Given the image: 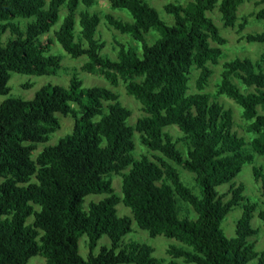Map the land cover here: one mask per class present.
Wrapping results in <instances>:
<instances>
[{
  "label": "trees",
  "instance_id": "obj_1",
  "mask_svg": "<svg viewBox=\"0 0 264 264\" xmlns=\"http://www.w3.org/2000/svg\"><path fill=\"white\" fill-rule=\"evenodd\" d=\"M180 1L186 5L164 7L174 17L168 26L144 0H108L113 10L133 19L106 14L108 27L142 43V56L120 44L118 60L112 61L101 56V18L88 11L96 0H0V24L35 19L26 31L0 26V97L10 94L11 74L56 75L62 67L51 53L56 41L72 59L88 58L84 72L103 77L114 88L123 82L144 112L135 126L129 125L132 112L119 103L118 94L84 88L77 76L67 88L47 85L33 100L10 98L0 105V264H29L36 257L45 264H164L152 247L123 243L133 223L153 238L182 244L168 249L167 264H264V250L257 252L251 241L259 234L253 226L257 204L245 197L243 185L233 184L255 155L264 156V54L256 62H226L217 86V96L242 109L252 140L234 130L233 112L206 93L213 76L209 65H219L228 43L208 14L217 9L224 28L233 29L240 7L253 0ZM256 6H264V0ZM62 9L67 12L63 23L51 34ZM255 17L264 21V7ZM9 27L13 38L5 43ZM151 30L160 38L149 45ZM244 40L264 44V31ZM193 69L200 74L197 91L191 93ZM235 81L252 91L245 93ZM59 115L73 118L72 133L34 159L38 145L61 130ZM169 127H177L182 137L175 139ZM136 134L153 158H136ZM181 169L194 176L199 194L184 183ZM254 174L262 178L259 168ZM113 176L122 178L121 194ZM225 185L231 189L221 194L218 189ZM89 197L103 198L87 204ZM120 205L131 215L120 216ZM239 207L243 214L230 239L223 223ZM260 216L264 220V212ZM83 236L88 237L87 260L79 251ZM104 237L111 246L95 255Z\"/></svg>",
  "mask_w": 264,
  "mask_h": 264
},
{
  "label": "rangeland",
  "instance_id": "obj_2",
  "mask_svg": "<svg viewBox=\"0 0 264 264\" xmlns=\"http://www.w3.org/2000/svg\"><path fill=\"white\" fill-rule=\"evenodd\" d=\"M49 1V0H47ZM149 3L153 8L157 9L160 13L161 19L168 25L172 26L174 24V17L168 15L164 11V7L169 4L174 5H186L185 1L180 0H144ZM261 0H253L252 2H245L239 9L238 12V22L235 28L226 29L223 26V22L221 20V15L219 11L216 9L214 12L208 14L211 17L215 24L218 26L220 33L223 38L227 40V44L222 47L223 51V59L220 60L218 66L209 67L213 70V76L209 81V86L206 89V93L210 94L213 99L217 100L221 104H223L226 109L231 110L234 115L235 120V128L234 130L240 135L247 137V140H252L255 136L252 134L246 133V122L242 117V109L231 99L227 97H219L217 96V86L221 82V75L223 73V65L226 62L235 60L237 58L241 59H251L253 61H258L262 54H264V44H248L246 40H244L245 36L249 34H257L264 31V21H258L255 17L257 12L263 8L264 6L257 7L256 3ZM84 9L85 8H80ZM91 14H98L101 18V23L98 27L97 39L102 41L105 44V48L101 52V56L108 58L112 61L118 60V52L119 45H124L127 48H134L138 51L139 55L142 56V43L134 41L131 36L123 35L113 28H109L106 21V14H113L116 17H121L126 22H132V16L126 11L113 10L108 0H96V4L94 7L88 10ZM66 10L62 9L60 20L52 29V33L60 28L63 23L64 17L66 15ZM35 21L32 19H16L14 21H10L9 23H3L2 25L9 26H18L21 30L26 31V28L29 24ZM247 21V25L244 31L240 32V26ZM76 34L79 33V17L77 16L76 20ZM47 36H45L46 38ZM12 37L11 28L9 27L7 32L3 35V42H7ZM160 34L151 30L148 36L146 37L149 45L153 44L155 39H159ZM212 46H217L212 43ZM52 55H55L61 60V69L54 76H23L18 74H11V80L9 82L10 94L7 97H0V105L4 101L10 98L21 99L25 101L33 100L36 94L45 86H62L67 88L70 85V81L74 76H77L79 80L83 82L84 88H106L112 90L116 94L119 95V103L129 109L132 112V117L129 120V125L135 126L137 121L144 116V112L142 109V105L136 101L133 97L129 96L125 84L121 82L120 86L114 88L109 85V83L99 75L88 74L83 71V66L88 62L87 57H82L79 59H72L67 53L64 52L60 44L55 41V45L52 48ZM199 71L196 69L192 70L190 77V89L191 93L196 92V82L199 77ZM237 85H239L241 90H244L245 93L251 92L252 90L246 89L240 82L235 81ZM29 84L32 87L30 89L25 88V86ZM61 130L57 131L50 137V141L47 144L38 145L37 150L34 154V159L48 146L56 145L61 138H64L72 133L74 127V120L71 116L63 117L61 115L58 116ZM98 120V119H97ZM167 132H170L175 139H180L182 137V132L177 127H169L166 129ZM136 143V158H140L141 156H149L153 158V154L149 152L145 147H143L141 143L140 136L136 134L135 137ZM261 169L262 178L256 179L254 174V168ZM181 177L184 183L189 186L196 194H199L198 186L194 180V176L187 171L181 169ZM113 186L116 193L121 194L122 191V178L120 176H113ZM3 180L0 179V184ZM235 186L243 185L245 187L244 195L250 200L252 203L257 204V213L255 215V219L253 220V226L259 231L258 236L253 238L251 241L256 243V251L262 252L264 250V220H262L260 216V212H264V156L255 155V161L252 164H248L244 166L242 173L237 176L234 180ZM230 185H225L220 187L218 190L221 194H228ZM103 197H89L87 200V204L91 200L98 202ZM230 198V196L228 197ZM227 198V199H228ZM187 210H185V213ZM118 213L120 216L131 215V210L126 208L123 205L118 207ZM243 210L242 207L236 208L233 212H231L226 220L223 223V230L226 236L230 239L235 238L236 236V224L238 220L242 217ZM191 218L195 219L196 215H192ZM34 218H30L28 224L32 223ZM133 232L127 235L123 239V243L125 245L138 242L146 244L154 249V257L163 261L164 264H167L170 261V258L167 254L168 249L171 246H182L181 243L176 240L167 239L164 236H158L153 238L149 235L148 232L141 230L136 223H133ZM88 240L87 236H83L79 241V251L80 255L83 259L87 260L89 256L88 246L86 241ZM111 242L108 237H104L101 239L95 249V255H98L103 247H110ZM29 264H45V259L41 257L33 258ZM250 264H257V260L251 262Z\"/></svg>",
  "mask_w": 264,
  "mask_h": 264
}]
</instances>
